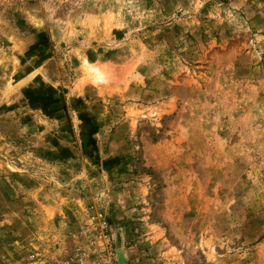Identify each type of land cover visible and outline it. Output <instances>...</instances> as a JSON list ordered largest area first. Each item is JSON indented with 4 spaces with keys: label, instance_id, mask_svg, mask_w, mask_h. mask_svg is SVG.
Masks as SVG:
<instances>
[{
    "label": "rangeland",
    "instance_id": "rangeland-1",
    "mask_svg": "<svg viewBox=\"0 0 264 264\" xmlns=\"http://www.w3.org/2000/svg\"><path fill=\"white\" fill-rule=\"evenodd\" d=\"M0 264H264V0H0Z\"/></svg>",
    "mask_w": 264,
    "mask_h": 264
}]
</instances>
